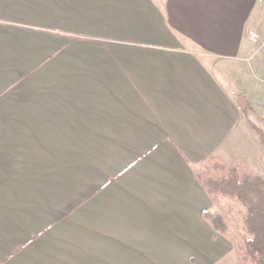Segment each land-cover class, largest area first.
<instances>
[{
    "label": "crops",
    "instance_id": "0c3cea01",
    "mask_svg": "<svg viewBox=\"0 0 264 264\" xmlns=\"http://www.w3.org/2000/svg\"><path fill=\"white\" fill-rule=\"evenodd\" d=\"M257 8L0 0V264H228L199 172L254 141Z\"/></svg>",
    "mask_w": 264,
    "mask_h": 264
},
{
    "label": "trees",
    "instance_id": "16d2710c",
    "mask_svg": "<svg viewBox=\"0 0 264 264\" xmlns=\"http://www.w3.org/2000/svg\"><path fill=\"white\" fill-rule=\"evenodd\" d=\"M249 127L264 147V132L253 122ZM201 182L214 201L228 199L242 207L241 226L235 241L240 264H264V176L253 172L239 159H208V170L200 174ZM204 218L221 234H230L235 218L216 211H205Z\"/></svg>",
    "mask_w": 264,
    "mask_h": 264
},
{
    "label": "rangeland",
    "instance_id": "374dc122",
    "mask_svg": "<svg viewBox=\"0 0 264 264\" xmlns=\"http://www.w3.org/2000/svg\"><path fill=\"white\" fill-rule=\"evenodd\" d=\"M260 2L264 5V0H260ZM260 9L261 8H257L255 10V16L257 18H259V20L257 21L256 29L253 31L252 30L249 31V33H248V36L250 33H255L258 38L256 39V41H252L249 38L251 41V44H252V48H251V51H250L249 56H248L250 58H246L245 61L250 62L252 60V58H254L256 55H258L259 61H260L259 63L263 64L262 66L264 69V8L261 10ZM254 22H255V20H254ZM255 66L256 65H253V67L251 66V68L255 69ZM219 68L222 69L221 65L219 66ZM234 68H235V66H234ZM237 68L239 70V62H237ZM257 75H258V78L264 77V71H263V75H262V72H259ZM261 81L264 82V78ZM259 89H261L259 92V98H260V101L258 102L259 104H252L251 103L250 106L248 105L246 107L245 112L247 114H249L250 110H252V115H248V116H250L253 123L256 126H258L259 128H261L264 132V84H261V87ZM249 107H251V109H249ZM252 135H253V137H255V138H253L254 139L253 142L251 141L252 139L250 137H247V136H244V138H243L246 140H239V155L241 156V158L243 157L244 163L248 166V168H250L253 172H257V173L264 176V147L260 144L256 134L252 133ZM252 144L254 146H257L256 150L252 149ZM243 152L247 153L248 156H249V154H253V156H255L254 153L259 152V154L261 153V157L258 158V156H257L258 162L255 161L256 157L253 158V157L249 156L250 158H253V160H249L247 158V156L245 154H243ZM221 159H223V158H221ZM239 160L242 161V159H239ZM205 165L206 166L199 172V174L204 173L205 171L208 170V160H207ZM233 203H235V202H233ZM236 205H238L236 212L233 209V207H235V205H231L229 203H227L226 206H224V208H223L224 212L216 211L218 213H221L224 216H232L235 218L236 225H238V227L231 226V229H230L231 237L233 238V240H236V238L238 237L239 228L241 226V222H240V215L241 214H240V212L242 211V207L239 204H236ZM226 213H228V214H226ZM235 251H236V249H235ZM235 253L236 254L233 258L229 257L230 262L228 264H240L238 261L237 251Z\"/></svg>",
    "mask_w": 264,
    "mask_h": 264
},
{
    "label": "built area",
    "instance_id": "2783aa9c",
    "mask_svg": "<svg viewBox=\"0 0 264 264\" xmlns=\"http://www.w3.org/2000/svg\"><path fill=\"white\" fill-rule=\"evenodd\" d=\"M249 38L252 40V41H256V39L258 38L257 35L255 33H250L249 34Z\"/></svg>",
    "mask_w": 264,
    "mask_h": 264
}]
</instances>
